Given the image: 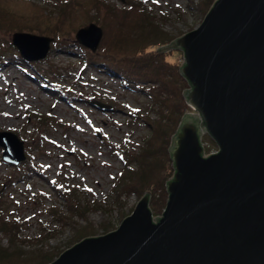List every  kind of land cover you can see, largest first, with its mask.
Masks as SVG:
<instances>
[{"label":"rangeland","instance_id":"1","mask_svg":"<svg viewBox=\"0 0 264 264\" xmlns=\"http://www.w3.org/2000/svg\"><path fill=\"white\" fill-rule=\"evenodd\" d=\"M199 2L194 0V5L191 0L0 2V11H6L0 27V55L4 56L0 58V132L17 135L24 142L27 157L19 166L12 165L3 161L0 147V210L3 209L0 223L8 217L11 223L20 226L19 239L12 240L13 245L12 237L0 232L1 247L9 250L11 245L30 253L57 252L53 263L67 249L86 239L82 232L86 231L87 238L108 234L132 214L145 195H123L122 205L117 201L116 183L122 172L127 171L122 158L132 165V155L139 156L147 147L150 130L140 117L149 112L156 119L158 110L151 111L153 99L148 95L126 88L104 69L86 64L89 55L77 43L76 34L90 24L101 27L104 37L106 33L110 35L109 41L104 45L103 38L97 53L86 50L93 55L109 56L115 51L110 44L119 37L117 28L128 27L131 36L142 40L140 26L138 31L131 30L142 18H149L170 41L151 46L146 52L165 55L180 70L183 53L161 50L202 24L205 16L196 7ZM108 6H116L118 11H110ZM97 10L100 12L96 18ZM22 26L34 32L18 31ZM15 33L48 37L54 42L44 60L27 62L12 44ZM127 34L128 30L123 33ZM188 89L184 88L183 95ZM94 101L108 109H100L92 104ZM189 108L185 115L197 116ZM204 146L206 155L218 151L209 135L204 136ZM71 203L80 205L78 214L70 210ZM158 214L153 212L154 218L163 211Z\"/></svg>","mask_w":264,"mask_h":264},{"label":"water","instance_id":"2","mask_svg":"<svg viewBox=\"0 0 264 264\" xmlns=\"http://www.w3.org/2000/svg\"><path fill=\"white\" fill-rule=\"evenodd\" d=\"M104 31L90 24L77 43L97 53ZM54 39L15 33L27 62ZM181 51L187 114L170 149L168 202L154 218L150 196L117 230L88 237L51 264H264V0H216L202 24L161 52ZM100 109L107 108L92 102ZM218 147L206 155L203 137ZM3 161H26L24 142L0 132Z\"/></svg>","mask_w":264,"mask_h":264},{"label":"trees","instance_id":"3","mask_svg":"<svg viewBox=\"0 0 264 264\" xmlns=\"http://www.w3.org/2000/svg\"><path fill=\"white\" fill-rule=\"evenodd\" d=\"M191 2V5H194V0H191ZM215 2L216 0H200L196 7L203 13V16H206ZM108 7L110 11H118L116 6ZM98 12L100 10L95 11L96 18ZM129 12L124 11V13ZM5 13L6 11L3 9L0 11V27L2 26V15L5 16ZM91 18L92 20L94 19V17ZM144 19L142 18L135 23L131 30L135 31V28L137 30V26H140L139 31L143 36L142 40L131 36L132 32H130L128 27H119L116 35V37L118 35L119 37L114 44H110L112 46L111 50L115 48L111 55H93L86 49H83V51L86 54L88 52L89 55L85 60L86 64L104 69L103 72L106 71L108 75L119 80L126 88L130 87L136 92H142L153 99L150 108L152 112L155 109L158 110L157 118L152 119L149 112L143 117L139 116L142 123L150 130V136L146 139L148 145L139 156L132 155L130 160L133 166L128 159L121 157L125 167H127V171L122 172L120 175V179L116 183L117 190L115 192L118 195L117 201L120 205H122L120 200L123 195L127 197L149 195L151 210L155 215H159L158 213L166 208L169 198L167 184L173 178L175 172L170 153L172 140L185 119V114L190 110L185 94L183 95L182 92L184 88L190 89V85L180 74L178 66L168 62L165 55H152L153 53L146 52L151 46L167 43L170 38H168V35L166 36L159 25L152 22L149 18L144 17ZM17 30L34 32L32 28L25 26L18 27ZM127 30L128 34L124 36L123 33ZM109 36L106 33L104 45ZM0 58L3 59L4 56L0 55ZM31 68L35 69V64H32ZM29 162L28 159L26 163L28 170L30 168ZM126 177H128L127 180H123ZM61 196H65L63 198L72 202L69 200V196L64 194ZM0 204H2L1 197ZM70 210L78 214L81 207L80 205L76 207L75 204L71 203ZM2 212L3 209L0 210V215ZM79 215L82 216L83 214L80 213ZM15 224V228L11 227L15 226ZM18 226L17 222L11 223L8 217L0 223V232H5L12 237L10 238L11 244L12 240L18 241L19 239L20 226ZM84 232H82V237L87 238L88 234H84ZM10 249L7 250L0 246V264H49L57 256V252L50 253L38 250L30 253L16 249V247L11 245Z\"/></svg>","mask_w":264,"mask_h":264},{"label":"built area","instance_id":"4","mask_svg":"<svg viewBox=\"0 0 264 264\" xmlns=\"http://www.w3.org/2000/svg\"><path fill=\"white\" fill-rule=\"evenodd\" d=\"M203 142H204V137H203ZM204 144V143H203ZM205 147V146H204ZM208 156V155H207Z\"/></svg>","mask_w":264,"mask_h":264},{"label":"clouds","instance_id":"5","mask_svg":"<svg viewBox=\"0 0 264 264\" xmlns=\"http://www.w3.org/2000/svg\"><path fill=\"white\" fill-rule=\"evenodd\" d=\"M204 143V142H203ZM205 148V147H204Z\"/></svg>","mask_w":264,"mask_h":264}]
</instances>
